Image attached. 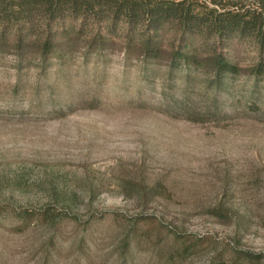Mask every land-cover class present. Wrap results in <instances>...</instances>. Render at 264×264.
<instances>
[{"label":"rangeland","instance_id":"rangeland-1","mask_svg":"<svg viewBox=\"0 0 264 264\" xmlns=\"http://www.w3.org/2000/svg\"><path fill=\"white\" fill-rule=\"evenodd\" d=\"M43 18L0 30V264H264L255 45L225 47L239 75L219 89L169 70L176 21L146 66L138 45L124 60L121 21L91 17L44 53ZM177 233L206 242L181 254Z\"/></svg>","mask_w":264,"mask_h":264},{"label":"trees","instance_id":"trees-1","mask_svg":"<svg viewBox=\"0 0 264 264\" xmlns=\"http://www.w3.org/2000/svg\"><path fill=\"white\" fill-rule=\"evenodd\" d=\"M42 13L48 26L44 53L50 50L49 42L58 29L66 25L80 28L91 17L98 26L105 23L109 33L121 21L126 32L124 60L128 64L133 46L138 45L139 57L147 66L160 57L161 32L176 21L182 50L171 53L167 65L171 72H185L179 71L188 81L195 70L207 68L209 81L224 89L228 81L239 75L234 57L225 48L235 39L255 45L260 59L249 75L264 79V0H0V30L7 29L5 22L10 17L20 40L23 33L32 29L35 15ZM67 18L73 22L67 23ZM201 48H206L204 54ZM19 217L30 219L28 215ZM176 241L181 254L193 253L206 242L186 233H177ZM237 251L232 262L247 253Z\"/></svg>","mask_w":264,"mask_h":264}]
</instances>
